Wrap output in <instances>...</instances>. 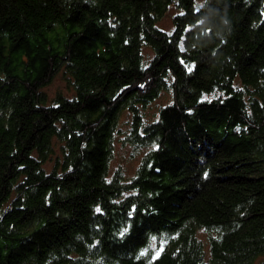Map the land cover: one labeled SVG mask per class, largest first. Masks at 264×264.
I'll list each match as a JSON object with an SVG mask.
<instances>
[{"label":"trees","instance_id":"trees-1","mask_svg":"<svg viewBox=\"0 0 264 264\" xmlns=\"http://www.w3.org/2000/svg\"><path fill=\"white\" fill-rule=\"evenodd\" d=\"M0 264H264V0H0Z\"/></svg>","mask_w":264,"mask_h":264},{"label":"rangeland","instance_id":"rangeland-1","mask_svg":"<svg viewBox=\"0 0 264 264\" xmlns=\"http://www.w3.org/2000/svg\"><path fill=\"white\" fill-rule=\"evenodd\" d=\"M164 23L166 25H170L171 24V16L170 15L167 16V18H166V20H165ZM63 84H64L63 77L61 75H58L55 78V80L53 82H51V84L48 86L49 87V91L51 92V94H53V93H55V91L59 87L63 86ZM118 147H120V148L122 147L120 141H118ZM123 150H125V148H123ZM138 159H139V157H136L134 159H129V161L126 163V165L131 166L130 168H134V165H132V164H136L137 161H138ZM117 160H120V158L117 157L116 160H115V162H114V164L117 162Z\"/></svg>","mask_w":264,"mask_h":264},{"label":"snow or ice","instance_id":"snow-or-ice-1","mask_svg":"<svg viewBox=\"0 0 264 264\" xmlns=\"http://www.w3.org/2000/svg\"><path fill=\"white\" fill-rule=\"evenodd\" d=\"M189 70H191V69H189Z\"/></svg>","mask_w":264,"mask_h":264}]
</instances>
